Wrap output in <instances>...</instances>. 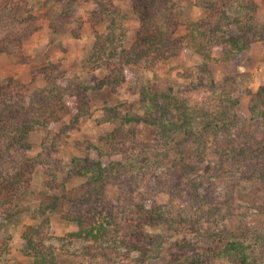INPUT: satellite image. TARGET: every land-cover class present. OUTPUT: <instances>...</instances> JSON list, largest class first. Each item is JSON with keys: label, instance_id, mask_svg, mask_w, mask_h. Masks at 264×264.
Here are the masks:
<instances>
[{"label": "rangeland", "instance_id": "374dc122", "mask_svg": "<svg viewBox=\"0 0 264 264\" xmlns=\"http://www.w3.org/2000/svg\"><path fill=\"white\" fill-rule=\"evenodd\" d=\"M262 86L264 0H0V264H264Z\"/></svg>", "mask_w": 264, "mask_h": 264}, {"label": "trees", "instance_id": "16d2710c", "mask_svg": "<svg viewBox=\"0 0 264 264\" xmlns=\"http://www.w3.org/2000/svg\"><path fill=\"white\" fill-rule=\"evenodd\" d=\"M173 5H171V7H169V12L170 14L173 15V30H169L170 27H163L160 28L158 27L156 24L155 25H151L152 27V31L153 34L152 36L149 38V40H154V37L159 38V36H161L160 39H164L167 36V39H169L170 37L168 36L170 34V32H173L174 29H176L179 25L181 24H185L186 28H187V32L190 35V40L193 47H197V50L202 52L204 49H201L197 46V42H199V39H206L209 43L211 41L212 36L215 33V21L211 19V13L209 15V17L207 19H203V20H196V21H192L190 20L187 16H184V18H182L183 21H179L178 19L179 16L176 17V7L177 9L180 11V13L183 11V8H180L179 6H175L174 3H172ZM155 12V11H154ZM184 12V11H183ZM212 12V11H211ZM153 16H150L151 18L155 19L156 15L152 14ZM175 16V17H174ZM186 17V18H185ZM225 42L229 44V52L232 51V49H235L236 51H241L243 49V43H242V37L241 36H236L233 37L232 35L229 36L228 38L225 39ZM153 45H159L160 41L159 40H154L152 42ZM188 45V43H187ZM186 48V46H184V49ZM206 55V54H205ZM207 56V55H206ZM264 91V86H262L260 88L259 93ZM168 98H170V102L172 103V105L174 104V106L177 108H181V104L180 101L178 100L177 97L175 96H168ZM166 104H170L169 102H166ZM179 105V106H177ZM185 107V113L186 115H184L186 117V121L189 123V115L191 112V109L188 106H183ZM203 108L200 109V111ZM205 110V109H204ZM252 114L256 117H262L264 118V110L261 109L260 107H258L257 104H253L252 106ZM210 112L206 109L205 110V114H209ZM10 117L11 115L14 116V114H9ZM8 118H6L5 116L0 117V121H3V126L2 127H6V126H11L12 130L15 132H23L22 136L25 135L26 133V127L23 126L22 124H20V122H17V120L13 121H7ZM132 118H126V120H131ZM209 121V120H208ZM209 123V122H208ZM207 123V125H209ZM210 126V125H209ZM2 127H0V133H2L1 131L3 130V132L5 131L4 129H1ZM24 129V130H23ZM102 171V169H100ZM99 170V171H100ZM95 226H93L92 228L87 230V233H92L93 230H95L94 228ZM103 227V226H102ZM102 229V228H101ZM82 233V231L79 232H75L76 235H80ZM262 233H264V231H259L255 234H252L251 237L254 239V241L251 243V245H253V243H257L259 240H263L262 239ZM247 244L244 242V240H240L238 238H230L228 239L224 244H221L220 246H218L216 249L211 250L209 252L210 256H223L226 258L231 259L232 261H234L237 264H261V260H259L257 257V249L256 246L253 247L252 249H248L247 248ZM202 257V256H201ZM188 258H185V260ZM181 262H178V264H185V262L183 260H180ZM203 261L202 258L200 257H195L191 263L193 262H200ZM205 262V261H204Z\"/></svg>", "mask_w": 264, "mask_h": 264}]
</instances>
